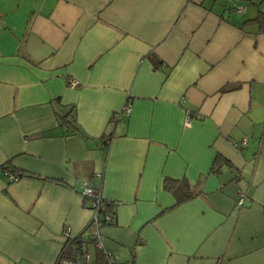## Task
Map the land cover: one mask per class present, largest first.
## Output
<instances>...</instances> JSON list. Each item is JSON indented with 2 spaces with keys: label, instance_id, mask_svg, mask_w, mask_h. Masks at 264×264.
<instances>
[{
  "label": "crops",
  "instance_id": "crops-1",
  "mask_svg": "<svg viewBox=\"0 0 264 264\" xmlns=\"http://www.w3.org/2000/svg\"><path fill=\"white\" fill-rule=\"evenodd\" d=\"M86 185L115 206L96 264H264V0H0V264L87 235Z\"/></svg>",
  "mask_w": 264,
  "mask_h": 264
},
{
  "label": "trees",
  "instance_id": "trees-1",
  "mask_svg": "<svg viewBox=\"0 0 264 264\" xmlns=\"http://www.w3.org/2000/svg\"><path fill=\"white\" fill-rule=\"evenodd\" d=\"M260 18V17H259ZM228 89V87L221 89V91ZM71 109V108H70ZM189 118V117H188ZM60 119V125L63 126L66 131L68 132H73L76 133L80 136H84L80 130L74 125L72 124V112L71 110L69 111V113H67L66 115L63 116H59ZM110 138V136H107V139H104L103 142L106 143L108 141V139ZM225 160H223V158L221 156H218L215 158L214 162L212 163L213 167L210 169L211 173L217 174L220 170V163H223ZM9 172L10 174H14L18 176V181L23 177L22 174L17 173L15 170H11L9 167H3L2 169V176H3V172ZM31 177V176H30ZM5 178V176H4ZM6 179V178H5ZM163 183H162V188L167 191L168 193L172 194L174 197V204L172 205L171 208L179 206L181 204H184V202L189 201V200H193L195 199L196 196L199 195V190H197L196 188H194L187 179L182 178L181 180H177V179H168L165 178L163 179ZM7 181V180H6ZM8 182V181H7ZM9 183V182H8ZM12 184V183H11ZM96 192H99V195H101L99 188H94L93 186H91ZM82 190V189H81ZM81 190L79 191V193L81 192ZM80 195V194H79ZM242 196V198L244 199V195L240 192L237 196L236 200V205L239 208H242L244 206V202L242 206L238 205V199ZM245 201V199H244ZM83 203L87 205V202L83 199ZM114 203H110L108 201H106L103 196L101 195L100 197V212H102L103 215H110V221H107L105 219H101L102 220V224H101V229L104 226H108V225H112L113 220L115 219V215H114ZM89 225V223H88ZM90 226L86 227V231L88 232L87 235H78L76 237H72L69 240H66L65 242H63V247L61 249V251L59 252V254L57 256H60L61 258H78L79 256L83 255L84 253H86L85 251H83V247L88 245V243H84L85 245L82 246L81 244V239L82 238H86V239H90L89 235H90ZM95 250H97L95 248ZM98 251V250H97ZM99 252V251H98ZM101 255H103L104 258H106L105 254H103V252H99ZM56 256V257H57ZM92 258V262L94 264H96L97 262L94 261V258L91 256ZM96 262V263H95Z\"/></svg>",
  "mask_w": 264,
  "mask_h": 264
},
{
  "label": "built area",
  "instance_id": "built-area-1",
  "mask_svg": "<svg viewBox=\"0 0 264 264\" xmlns=\"http://www.w3.org/2000/svg\"><path fill=\"white\" fill-rule=\"evenodd\" d=\"M70 87H74L76 86V82L74 81H70L69 83ZM130 105L128 103H125L122 107L120 112H118V114L116 115V117H120L121 115L127 119L129 117L130 114ZM186 123L189 122V118L188 116L186 117ZM245 139H243L240 143H236L234 142L233 145L234 147H238V148H243L245 146ZM3 176H5L6 180L9 183H13V182H17L18 181V176L17 175H12L9 172L5 171L3 172ZM80 196L87 202V207L90 209L91 211V217H90V221H89V225L90 226V235L89 238L90 239H86V238H82L81 239V244L82 246H84V243H88V244H92L94 248H96L99 252H103V254L105 253L104 250V243H103V235H102V231H101V224H102V220L101 219H105L107 221H110L111 217L110 215H103L102 212H100V197L101 195H99V192H96L90 185H86L82 188L81 192L79 193ZM244 202V199L242 198V196L238 199V205L242 206ZM63 238H64V242L66 240L71 239L72 237L69 236L68 233V229H64L63 232ZM54 264H94L92 262V258L90 253H84L83 255L79 256L78 258H61L60 256L56 257V260L54 262Z\"/></svg>",
  "mask_w": 264,
  "mask_h": 264
}]
</instances>
